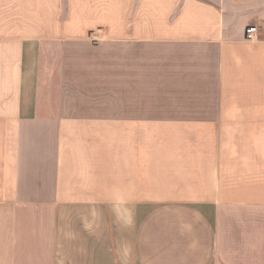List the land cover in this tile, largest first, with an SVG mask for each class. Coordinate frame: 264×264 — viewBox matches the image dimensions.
<instances>
[{
	"label": "crops",
	"instance_id": "0c3cea01",
	"mask_svg": "<svg viewBox=\"0 0 264 264\" xmlns=\"http://www.w3.org/2000/svg\"><path fill=\"white\" fill-rule=\"evenodd\" d=\"M0 264H264V0H0Z\"/></svg>",
	"mask_w": 264,
	"mask_h": 264
},
{
	"label": "built area",
	"instance_id": "2783aa9c",
	"mask_svg": "<svg viewBox=\"0 0 264 264\" xmlns=\"http://www.w3.org/2000/svg\"><path fill=\"white\" fill-rule=\"evenodd\" d=\"M258 32L259 30L257 26H249L246 29V34L251 38H253Z\"/></svg>",
	"mask_w": 264,
	"mask_h": 264
},
{
	"label": "rangeland",
	"instance_id": "374dc122",
	"mask_svg": "<svg viewBox=\"0 0 264 264\" xmlns=\"http://www.w3.org/2000/svg\"><path fill=\"white\" fill-rule=\"evenodd\" d=\"M76 257V256H75ZM66 261V260H65Z\"/></svg>",
	"mask_w": 264,
	"mask_h": 264
}]
</instances>
